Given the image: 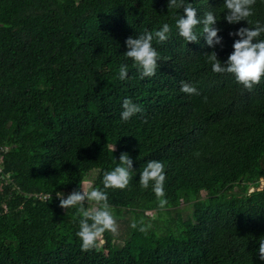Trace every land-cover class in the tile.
<instances>
[{
	"label": "trees",
	"instance_id": "16d2710c",
	"mask_svg": "<svg viewBox=\"0 0 264 264\" xmlns=\"http://www.w3.org/2000/svg\"><path fill=\"white\" fill-rule=\"evenodd\" d=\"M189 3L199 17L214 12L219 45L186 43L182 8L167 0H0V264H264V77L249 90L213 73L208 53L223 62L244 22L224 21L223 0ZM252 8L248 27L264 23V0ZM163 23L156 72L141 78L124 42ZM125 98L140 108L127 121ZM122 153L128 186L103 189ZM153 160L165 165L163 208L139 184ZM91 187L125 230L82 249L81 215L59 197Z\"/></svg>",
	"mask_w": 264,
	"mask_h": 264
},
{
	"label": "clouds",
	"instance_id": "9594fccd",
	"mask_svg": "<svg viewBox=\"0 0 264 264\" xmlns=\"http://www.w3.org/2000/svg\"><path fill=\"white\" fill-rule=\"evenodd\" d=\"M256 0H223V7L226 9L223 16L224 21L229 25H235L243 21L245 26L236 28L234 32H229V37H236L232 43V50L226 59L221 62L215 51L209 52L207 60L210 63L213 73L231 74L236 83L245 89H252L264 77V39H260L264 33V23L259 20L254 22L253 27H248L249 18L253 14L252 5ZM167 8H182V14H177L175 26L177 34L188 42H198V38L203 36L204 44L209 48L221 43V37L217 35L219 29L215 27L218 19L214 12L207 11L203 17L197 16L196 9L192 7L189 0H167ZM199 25V35L195 31ZM170 26L168 23L160 25L158 30L145 31L135 38L129 36L125 40L126 51L124 55L131 58L135 64L140 77H151L157 69L158 53L152 46V41L163 42L168 39ZM128 66L120 64L118 76L125 79ZM180 91L186 94H198L195 86L182 83ZM122 111L120 118L123 121L130 119L135 113L140 111L138 105L125 98L121 104ZM113 145L110 146L111 151ZM118 163L110 171H106L102 177L103 189H124L128 186L131 174L135 172L132 168V159L125 153L119 156ZM165 165L161 161H148L142 171L139 172V184L142 188L151 190L158 201V206L163 208L167 204L164 193V173ZM91 183V182H89ZM100 188L91 187L90 190H73L71 193L59 197V206L63 208L76 207L81 215L79 220V230L76 235L81 241V248L88 249L94 246V242L105 231L115 232L116 225L107 202V193ZM94 202L95 209H86L84 201ZM131 227L136 228L135 222ZM140 227L139 231H144ZM264 237V236H262ZM258 256L264 260V238H259Z\"/></svg>",
	"mask_w": 264,
	"mask_h": 264
},
{
	"label": "rangeland",
	"instance_id": "374dc122",
	"mask_svg": "<svg viewBox=\"0 0 264 264\" xmlns=\"http://www.w3.org/2000/svg\"><path fill=\"white\" fill-rule=\"evenodd\" d=\"M258 183H259V186H258L259 190L264 189V179L261 178ZM85 186H87V183L83 184L82 189L85 188ZM253 190H254L253 188H249L248 193H251ZM232 192H238V189L234 188L232 190ZM95 207H96V205L93 203V204H90L89 207H87V209H93L94 210ZM113 218H114V222L116 225V231H119V233L122 234L123 231L125 230L123 223H121L118 219H116V217L114 215H113ZM101 243L102 242L99 241V244H101Z\"/></svg>",
	"mask_w": 264,
	"mask_h": 264
},
{
	"label": "built area",
	"instance_id": "2783aa9c",
	"mask_svg": "<svg viewBox=\"0 0 264 264\" xmlns=\"http://www.w3.org/2000/svg\"><path fill=\"white\" fill-rule=\"evenodd\" d=\"M2 152V147H0V153ZM1 161H2V155L0 154V164H1Z\"/></svg>",
	"mask_w": 264,
	"mask_h": 264
}]
</instances>
